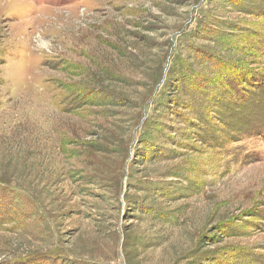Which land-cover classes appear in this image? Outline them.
<instances>
[{
    "label": "rangeland",
    "instance_id": "obj_1",
    "mask_svg": "<svg viewBox=\"0 0 264 264\" xmlns=\"http://www.w3.org/2000/svg\"><path fill=\"white\" fill-rule=\"evenodd\" d=\"M0 264H264V0H0Z\"/></svg>",
    "mask_w": 264,
    "mask_h": 264
}]
</instances>
